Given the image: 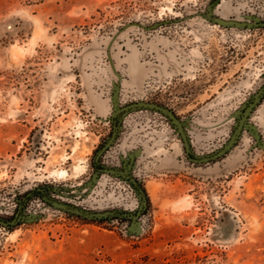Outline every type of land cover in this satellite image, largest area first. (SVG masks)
<instances>
[{
	"label": "rangeland",
	"instance_id": "rangeland-1",
	"mask_svg": "<svg viewBox=\"0 0 264 264\" xmlns=\"http://www.w3.org/2000/svg\"><path fill=\"white\" fill-rule=\"evenodd\" d=\"M210 12L264 19V0H0V216L40 186L87 209L136 205L131 186L106 174L75 189L110 134L115 81L121 105L151 101L187 118L197 154L219 148L233 111L264 84V28L214 24ZM250 120L264 140V98ZM254 144L244 131L223 157L191 163L165 117L130 111L103 160L137 153L140 232L33 195L35 221L0 225V264H264V148Z\"/></svg>",
	"mask_w": 264,
	"mask_h": 264
},
{
	"label": "water",
	"instance_id": "water-1",
	"mask_svg": "<svg viewBox=\"0 0 264 264\" xmlns=\"http://www.w3.org/2000/svg\"><path fill=\"white\" fill-rule=\"evenodd\" d=\"M218 1L219 0H216V2ZM207 16L210 18L209 20L211 22L218 25L237 26L244 28H258V27L264 28V19H261L257 15L249 16L248 17L250 19L249 21L225 19L220 16L218 17L213 15L211 14V12ZM160 24H162V22H157L151 25V27L153 28ZM119 94H120V85L118 81H115L113 82L112 92L110 94L111 113L107 118L108 121H111L113 123V130L111 134L105 139L104 143L100 146V148L96 150L93 156V159L96 162L99 161V158L103 154V152L115 142L116 137L118 136V133L121 128L122 117L126 113L134 110H149L156 112L162 115L163 117H165L172 126L173 130L175 131L179 139L181 140L184 153L188 161L191 163H195V164L208 163L223 157L236 145V143L238 142L244 131L248 132L254 138L255 140L254 145L260 148H264V140L261 137L258 127L254 122L250 120V116L252 115V112L260 104L261 100L264 98V84L261 85L259 88H257V90L247 100H245L239 106V108L233 111L232 116L234 117V123L227 140L219 148L206 154H197L196 152H194L192 147V142L187 130L188 128L187 118H180L175 114V112L171 108L163 104L151 102V101L137 100L127 103L125 105H121ZM124 155L129 157V158L127 157L129 160L128 162L129 165L125 166V163H127V158H125L126 156L121 155L120 158L122 159L123 165L125 167L123 172L119 171L117 168L112 166H104L103 168L94 171L91 178L87 182H85L81 186H77L75 189L78 191L79 190L82 191V189L88 186L87 190L89 191L92 185L98 181L100 171H104L111 174H117V173L123 174L125 175L123 177H125L129 181V183L137 186L140 180L137 181L130 174L132 161L134 159V155H137V153L134 151L133 153L128 152ZM56 187L58 188V186ZM56 187L53 188L54 192H58V189ZM138 191H139L138 196H139L140 205L138 206L137 214H135V211L133 210H126L121 212L118 209H105V210L87 209L84 207L77 206L75 203L71 202L69 198L65 199L60 195H58L61 198L60 200L46 194L42 195V199L44 203L48 204L55 210L64 211L88 220H100V219L110 218L112 216H124L130 219V222L127 226V232L129 234H138L140 232V221L137 219V217L142 214L143 210L146 207L145 193L140 187L138 188ZM25 206L26 203L20 204L19 211L11 219H4L0 217V224L6 227H10L23 222L35 221L39 215L36 213V211L26 213Z\"/></svg>",
	"mask_w": 264,
	"mask_h": 264
},
{
	"label": "flooded vegetation",
	"instance_id": "flooded-vegetation-1",
	"mask_svg": "<svg viewBox=\"0 0 264 264\" xmlns=\"http://www.w3.org/2000/svg\"><path fill=\"white\" fill-rule=\"evenodd\" d=\"M110 122V125H111V131H110V134H111V132H112V130H113V123L111 122V121H109ZM109 134V135H110ZM119 134V133H118ZM108 135V136H109ZM107 136V137H108ZM106 137V138H107ZM105 138V139H106ZM116 139H117V137H116ZM105 141V140H104ZM116 141V140H115ZM104 143V142H103ZM102 143V144H103ZM115 143V142H114ZM113 143V144H114ZM101 144V145H102ZM112 144V145H113ZM100 145V146H101ZM112 145L110 146V147H108L104 152H103V154L100 156V158H99V161L98 162H96V161H94V159H93V157H92V168H93V172L94 171H97V170H99V169H101V168H103L104 166H112V167H115V168H117L119 171H124V165H123V161H122V159L120 158L121 157V155L122 156H126V155H124L123 153H121L119 156H118V160L116 161V162H114L112 165H108L106 162H105V160H103L104 158H105V154L109 151V149H111V147H112ZM100 148V147H99ZM96 152V151H95ZM132 153H133V151H131ZM95 154V153H94ZM94 156V155H93ZM128 156H126L125 158H127ZM129 158V157H128ZM128 158H127V163H125V166L126 165H129V160H128ZM137 160V155H134V159H133V161H132V166H131V169H130V174L138 181L139 179L134 175V165H135V161ZM104 174H106V175H108V176H111V177H114V178H117V179H119V180H122V181H124V182H127L130 186H131V188L133 189V191H134V194H135V198H136V205L135 206H133L132 207V209L131 210H133V211H135V214H137V209H138V206L140 205V202H139V191H138V188L140 187L143 191H144V193H145V197H146V207H147V196H146V192H145V190H144V187H143V185L141 184V181H139L138 182V185L137 186H135L134 184H131V183H129V181L125 178V177H123V176H125V175H123V174H120V173H117V174H111V173H107V172H104V171H100V173H99V176H101V175H104ZM49 195V196H52V197H54V198H57V199H61L60 198V196H58V195H54L53 193H51V191H50V187L49 186H40V187H36V188H34V189H32V190H29V191H27V192H25V194H23L22 196H19L18 198H15V202H16V204L14 205V209H13V211H11V213H10V216L9 217H2V216H0V217H2V218H4V219H11L12 217H14V215L19 211V206H20V204H24V203H27L28 202V200H29V198H31L33 195H37V196H39L40 198H41V200L43 201V199H42V195ZM44 202V201H43ZM115 207L116 208H114V209H118V210H120L121 212H123V211H126L127 209H128V207H126L123 203H119V204H116L115 205ZM146 207H145V209H146ZM145 209L143 210V212H142V214L141 215H139L138 217H137V219L138 220H140V217L143 215V213H144V211H145ZM55 210V209H54ZM103 210H105V209H103ZM57 211H60V210H57ZM64 212V211H63ZM67 213V212H66ZM68 214H70V213H68ZM71 215H73V214H71ZM77 216V215H76ZM78 217H80V216H78ZM80 218H82V217H80ZM116 219H120V220H124V221H128V222H130V219H128V218H126V217H124V216H112V217H110V218H105V219H100V220H108V221H112V220H116ZM97 221V220H96ZM0 225H2V224H0ZM2 226H4V225H2ZM4 227H6V226H4ZM10 227H13V226H10ZM10 227H7V228H10Z\"/></svg>",
	"mask_w": 264,
	"mask_h": 264
},
{
	"label": "trees",
	"instance_id": "trees-1",
	"mask_svg": "<svg viewBox=\"0 0 264 264\" xmlns=\"http://www.w3.org/2000/svg\"><path fill=\"white\" fill-rule=\"evenodd\" d=\"M74 203V202H73Z\"/></svg>",
	"mask_w": 264,
	"mask_h": 264
}]
</instances>
